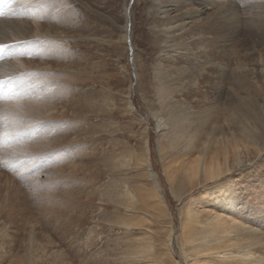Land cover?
I'll use <instances>...</instances> for the list:
<instances>
[{"label": "rangeland", "instance_id": "rangeland-1", "mask_svg": "<svg viewBox=\"0 0 264 264\" xmlns=\"http://www.w3.org/2000/svg\"><path fill=\"white\" fill-rule=\"evenodd\" d=\"M222 1L233 13L206 9L195 42H164L170 54L163 0H11L0 11V264H144L149 245V261L185 264L187 207L219 212L217 188L264 231V0ZM185 43L195 57L177 53ZM204 149L226 156L223 187L181 189L175 175ZM150 171L170 212L157 209Z\"/></svg>", "mask_w": 264, "mask_h": 264}, {"label": "bare ground", "instance_id": "bare-ground-1", "mask_svg": "<svg viewBox=\"0 0 264 264\" xmlns=\"http://www.w3.org/2000/svg\"><path fill=\"white\" fill-rule=\"evenodd\" d=\"M215 1L216 3L214 4L213 0H163L161 4H157L156 15L158 19L161 20L159 21L162 23V27L158 32L161 36L159 45L164 44L166 40L176 39L179 37L178 34H189L193 42H195V30L197 31V29L205 23L201 20L200 16L206 9L211 10L218 16H230L233 13V10L229 5L231 4V1H225V4H223L224 2L222 0ZM221 4H223V6H221ZM192 6H196L197 8L192 11ZM192 15H195L197 18L195 21L192 20ZM198 38H200V40L197 43L205 42L207 44V36H200ZM218 41V46L220 49L226 47L225 39ZM124 42L127 48L128 40L125 41L124 39ZM187 46L188 44L185 43V51L177 53L181 58H184L187 53L191 57H195L196 53L189 52V50L186 49ZM209 47L210 46L207 44L205 48ZM160 49L164 52H167L168 54L176 52L174 50V46L172 45L164 44L160 47ZM214 49L213 51L215 53L216 51ZM212 66L215 71H220L221 69V64L219 62L213 63ZM51 103L53 102H50V104ZM158 127L161 129V126ZM54 140L57 141L56 138ZM179 141V137L174 139L171 142V147L176 148L179 144ZM145 152L148 159H150V146L148 141L145 142ZM226 161L227 159L225 155H222L219 152H211V157H209V155L206 154V149H204L199 153V156L192 165L186 166V170L182 172L183 177H180V175L177 173L174 179L181 180V189L185 188V182L188 183V186L191 190L203 185L209 186L211 184H218L220 187H223L222 183H224V181L222 179L225 178L228 172L231 171L230 169H224L223 165L226 164ZM150 172L152 179L156 183V190L158 192L156 199L158 203L156 205L157 209L159 212L165 213L169 209L168 204L165 200L162 188L157 181L156 172ZM199 178L202 179L201 182L197 181ZM215 191L217 198L214 201L217 202V209H220L219 212L215 213V211L212 210L213 212H207L205 216H202L204 209L201 208V206L200 208L199 206H194V201H192L193 203L191 202L187 207V217L189 224H182L181 227L185 232L182 242V249L185 254L184 263L264 264V231L261 230V232L258 230L260 228L254 229L250 223H243V219L245 218L242 216V214L237 212L239 207L237 203L239 201L232 198V188L227 190H224V188H217ZM176 192L177 191L171 192V194L174 198L179 200L181 197L178 196ZM206 193L208 194V191H206ZM201 196H203V194H201ZM168 212L170 211L168 210ZM184 214L186 213L184 212ZM237 215H239V217H235ZM261 219V223H263L264 218L261 217ZM174 235L175 233L171 234L170 243L173 240ZM169 247L172 249L171 244H169ZM252 247L257 248L259 252L257 254L251 252L250 248ZM152 249V246L149 245L144 250L145 253L143 254L146 255L144 257V264H156V260L153 263V261H149L148 258V256H151ZM172 252H174L173 249Z\"/></svg>", "mask_w": 264, "mask_h": 264}]
</instances>
